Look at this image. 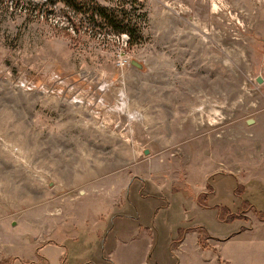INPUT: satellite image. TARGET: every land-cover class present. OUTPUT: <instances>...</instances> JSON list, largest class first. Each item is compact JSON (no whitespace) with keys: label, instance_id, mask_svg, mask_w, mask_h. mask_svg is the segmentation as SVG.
I'll return each mask as SVG.
<instances>
[{"label":"rangeland","instance_id":"obj_1","mask_svg":"<svg viewBox=\"0 0 264 264\" xmlns=\"http://www.w3.org/2000/svg\"><path fill=\"white\" fill-rule=\"evenodd\" d=\"M7 1L3 244L31 256L59 209L72 225L110 208L108 259L87 243L77 264H264V0H139L134 47Z\"/></svg>","mask_w":264,"mask_h":264},{"label":"crops","instance_id":"obj_2","mask_svg":"<svg viewBox=\"0 0 264 264\" xmlns=\"http://www.w3.org/2000/svg\"><path fill=\"white\" fill-rule=\"evenodd\" d=\"M86 193H83L85 195ZM59 209V240L48 241L45 233L37 235L33 234L32 241V255L31 256H19L12 252V248L3 244L0 240V262L9 257L16 258L11 264H77L80 259H85V256L79 255L80 251L83 253L88 247L87 243L92 245L100 244V255L99 257L104 261L107 260L105 254L108 252V237L111 230L108 229V225H111V209H94L85 210L83 216L77 217L78 215H70L69 218H75V222L69 225L65 221V211ZM108 216L109 223L106 226L105 217ZM66 218L68 216H65ZM104 217V218H102ZM138 217L132 219L138 220ZM99 218V219H98ZM71 220V219H70ZM106 228V238H102L101 234ZM113 250V249H112ZM112 250H109V256L111 257ZM86 252V251H85ZM90 254H88V257ZM87 257V255H86ZM76 261H74V260ZM112 259V258H111ZM113 261V260H112ZM86 262V261H85Z\"/></svg>","mask_w":264,"mask_h":264},{"label":"trees","instance_id":"obj_3","mask_svg":"<svg viewBox=\"0 0 264 264\" xmlns=\"http://www.w3.org/2000/svg\"><path fill=\"white\" fill-rule=\"evenodd\" d=\"M107 1L113 3L112 7H104L96 0H45L43 6L35 8V11H54V7L59 4L62 7L59 8V19L64 26L67 25L66 29L73 28L80 32L85 26L86 32L95 37L103 35L120 39L126 35L129 47L138 45L142 41V27L147 19L139 0ZM19 2L14 0L12 3L18 7ZM0 4L10 7L7 0H0ZM11 263L12 260L7 264Z\"/></svg>","mask_w":264,"mask_h":264},{"label":"water","instance_id":"obj_4","mask_svg":"<svg viewBox=\"0 0 264 264\" xmlns=\"http://www.w3.org/2000/svg\"><path fill=\"white\" fill-rule=\"evenodd\" d=\"M140 67V66H139ZM259 83H262V81L260 79H258ZM250 124L252 123V121L249 122ZM146 154H148V151L145 152Z\"/></svg>","mask_w":264,"mask_h":264}]
</instances>
